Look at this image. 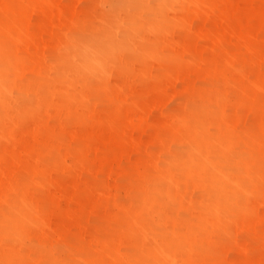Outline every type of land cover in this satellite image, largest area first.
<instances>
[{"label":"bare ground","instance_id":"obj_1","mask_svg":"<svg viewBox=\"0 0 264 264\" xmlns=\"http://www.w3.org/2000/svg\"><path fill=\"white\" fill-rule=\"evenodd\" d=\"M151 1L149 8H153ZM162 1L154 6L159 7ZM23 2L0 0V143L9 140L13 128L30 130L36 142L16 152L0 147V264H22L25 248L30 251L26 264H194L197 258L183 255L181 250H201L195 240L185 238L197 230L196 209L207 207L216 215L211 201L216 205L228 202L231 188L243 187L247 180L257 177V144L250 141L256 145L252 162H235L232 149L236 138L229 127L235 124L240 129L237 123H260L257 114L263 111L264 103L259 110L249 104L251 110L242 114L238 101L230 99L229 93L236 90L254 95L257 86L264 88V9L259 0H190L189 18L179 21L187 26L188 41L176 48L161 44L158 35L163 30L147 45L142 46V41L125 46L128 59H141L137 68L120 65L110 74L91 79L103 68V38L108 35L123 41L119 30L114 34L116 25L105 10L108 21L99 31L104 33L101 40L93 38L87 51L58 63L65 69L76 67L90 74L89 81L82 83L83 87L93 83L89 93L69 83L66 72L55 78H47L44 69L35 72L34 61L51 55L46 46L39 47L40 51L29 50L33 24ZM146 16L148 29L160 31L149 11ZM16 19L27 20V24L23 26L20 21L22 28L14 30ZM17 36H23V47L18 51L10 44ZM222 46L233 54H219ZM236 58L244 62L247 72L236 66L230 74ZM125 70L136 72L138 90L131 89L128 82H117ZM25 76L33 83L40 81L44 97L64 104L78 103V109L63 115L64 120L76 119L75 132L68 133L63 124L56 123L43 133L41 121L49 116L47 111L31 129L23 126L41 109L31 102L34 92L17 85ZM148 93L154 100L144 103ZM9 94L29 100L26 108L17 112V119L2 106L3 97ZM171 99L175 101L172 112L154 117L155 110ZM91 103L102 108L98 118L82 113L81 108ZM214 105L221 107L217 114ZM91 117L97 125H104L107 138L83 128V121ZM149 131L152 139H157L155 152ZM112 154L106 168L98 164L94 172H85L106 175L117 185L113 195L93 198L90 203L80 186L63 185L56 190L51 186L55 178L72 174L71 162L96 164ZM175 161L193 167L178 183L202 181V199L185 206L176 202L172 191L176 181L170 171ZM195 189L193 185L191 196ZM79 198L84 201L78 208ZM121 199L137 208L125 206ZM111 202L115 205L110 209L101 207ZM171 206L176 220L166 224L163 210ZM1 241L20 242L22 246L4 248ZM244 259L235 264H244Z\"/></svg>","mask_w":264,"mask_h":264},{"label":"rangeland","instance_id":"obj_2","mask_svg":"<svg viewBox=\"0 0 264 264\" xmlns=\"http://www.w3.org/2000/svg\"><path fill=\"white\" fill-rule=\"evenodd\" d=\"M151 0H24L22 7L28 8L30 11L26 12L27 16L31 17L33 24L31 36L29 39L28 48L32 51H40L39 47H48V56H42L41 59L35 60L33 68L36 67V73L44 69V74L47 78H55L61 76L66 72L70 79L69 83L75 84L84 93H89L93 87V83L89 86H82V83L89 81L90 74L78 69L76 67H70L65 69L62 66H58L61 59L72 60L78 52L87 51V45L90 41L101 40L103 34L100 29L103 24L107 23L108 19L103 14L105 10L109 12V18L115 23L116 29L119 30L124 36L123 41L119 43L115 37L107 38L105 36L102 40L103 47L105 48L103 57V68L94 73V77L91 79H97L106 74L112 73L120 65L124 67L137 68L141 59L130 60L126 53L125 46H135L140 42L142 46L147 45L162 32V35H158V40L165 44L170 43L171 48L180 47L182 43L189 39L185 36L187 26L182 25L179 21L182 18H189L187 12L189 10L190 0H164L160 3L159 7L154 6L158 0H152L151 5L153 8H149V2ZM259 5L264 9V0H259ZM153 16V21L156 27H161L160 31L154 32L148 29L146 12ZM264 18V15H262ZM254 18V16H253ZM17 20V19H16ZM27 24V20H17V26L14 30L22 28ZM264 21V20H263ZM168 26L164 29V26ZM264 30V29H263ZM264 43V32L262 33ZM78 37V39L76 38ZM168 37V40L165 38ZM77 40L74 44L73 41ZM179 41V42H177ZM23 36L17 39L13 37L10 40L11 47L16 48V51L20 50L23 46ZM161 43V44H164ZM264 45V44H263ZM54 52L56 56H53L51 52ZM59 53V54H58ZM221 55H232V51L222 46L219 49ZM231 68L230 74L235 72V67L238 66L242 72H247L246 65L239 58H236ZM54 67L56 71H54ZM258 68V66H257ZM112 69V70H111ZM31 74L30 72H28ZM32 75V74H31ZM136 72L134 71H122L118 77V83H129V87L134 90H138L140 86L139 81L136 79ZM168 77L166 76V79ZM22 80L17 82V85L22 90H26L28 93L34 92V97L31 100L32 103L41 106L40 111H37L33 116H30L25 120L23 126H28L29 129L39 122L41 113H47L49 116L42 120L43 133L47 132L56 123H61L66 127L68 133L75 132L77 129L76 119H63V115L70 110L78 109L77 102H71L70 104H64L58 102L52 98L44 97L41 95V84L39 82L33 83L31 77L25 76ZM217 78L214 79V82ZM257 93L250 95L248 93H240L239 91H231L229 98L233 101H238V107L242 114L257 108L264 103V88L257 86ZM61 99V98H60ZM62 100V99H61ZM152 93H148L147 97L143 99L144 103L153 101ZM63 101V100H62ZM250 101V103H248ZM68 102V101H67ZM29 104V100L20 99L16 94H9L3 97L2 106L5 107L7 113L12 119H17V112L20 109L26 108ZM175 101L168 100L162 109L155 110L154 117H159L164 113H171L174 108ZM214 113H218L221 109L219 105L213 106ZM82 113H92L95 118L102 113L101 106L91 103L84 108H81ZM257 119L260 123H237V126L242 129H238L235 124L229 130L235 135L236 142L233 144L234 152L232 151L233 159L235 162L247 163L253 161L254 149L257 144V177L250 178L243 187L231 188L230 194L232 197L228 202L224 201L220 205H216L214 201L210 204L215 209L216 215L209 212L207 207L196 209L198 215L197 230L193 233L188 232L185 234V238L188 241L195 240L201 250L195 249L189 252L187 249L181 250V254H190L196 262L194 264H235L237 261H241V258H245L244 264H264V108L263 111L259 110ZM122 112V111H120ZM84 122L83 128L88 129L91 133L98 135L101 138H107L104 125H97L93 119L87 118ZM232 124V123H230ZM218 132H221V128L217 127ZM241 131L246 134L243 136ZM151 140V149L155 152L157 148L156 140L152 139L150 131L147 134ZM252 138V139H251ZM250 141L254 142L251 143ZM35 141V134L25 128H13L11 130V137L8 141H2L0 147L7 152L21 151L22 148L32 145ZM235 153H238L237 155ZM242 155L241 159L239 158ZM114 154L107 157L106 160L96 162V164L86 165L84 162L73 163V172L70 176L62 179L55 178L54 183L51 185L55 190L58 187L67 185L69 187H82L84 192L87 193L86 200L93 201V198L106 197L107 195H113L117 191V185L109 182V179L104 174H97L93 176V173H87L85 170L94 172L98 164H102L107 167L108 160L112 159ZM175 167L172 166L170 170L173 173L176 184L173 185L172 191L175 195L174 199L182 206L188 205L190 202L202 199L204 195V183L202 181H196L188 179L178 183V179L186 176L188 172L193 171V167L179 165L178 161H175ZM234 179V176H231ZM229 179L230 176H228ZM227 178L226 181L229 179ZM232 179V180H233ZM150 183V182H149ZM149 183L147 185H149ZM195 185V194L190 195L191 187ZM71 192L72 190L69 189ZM125 194V192H123ZM229 194V195H230ZM80 199V198H79ZM81 200V199H80ZM84 200L78 202L77 207L83 203ZM89 203V204H90ZM127 207L137 208L136 204H131L125 199H121ZM87 208H90V206ZM114 203H106L101 207L110 209L114 206ZM174 207H165L164 220L166 224L173 223L176 220L174 215ZM72 217H74L72 215ZM191 233V234H190ZM3 244V245H2ZM1 245L6 248L7 246L17 249L21 247L20 242H8L1 241ZM5 245V246H4ZM27 248L22 253V264H26L27 256L29 255ZM177 263H182L177 260ZM189 263V262H188ZM186 264V263H182Z\"/></svg>","mask_w":264,"mask_h":264}]
</instances>
